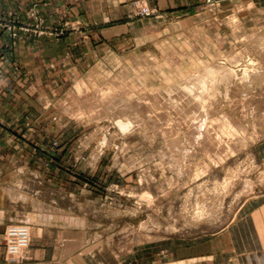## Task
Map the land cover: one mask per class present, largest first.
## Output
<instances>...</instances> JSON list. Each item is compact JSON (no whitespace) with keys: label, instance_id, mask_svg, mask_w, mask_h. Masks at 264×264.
I'll list each match as a JSON object with an SVG mask.
<instances>
[{"label":"rangeland","instance_id":"rangeland-1","mask_svg":"<svg viewBox=\"0 0 264 264\" xmlns=\"http://www.w3.org/2000/svg\"><path fill=\"white\" fill-rule=\"evenodd\" d=\"M55 1L0 10L3 187L69 229L79 264L169 263L228 235L264 196V0Z\"/></svg>","mask_w":264,"mask_h":264},{"label":"crops","instance_id":"crops-1","mask_svg":"<svg viewBox=\"0 0 264 264\" xmlns=\"http://www.w3.org/2000/svg\"><path fill=\"white\" fill-rule=\"evenodd\" d=\"M77 1L78 3L75 0H56L53 5H67L68 9L75 6L82 12L91 11V7L99 10V8L95 9V5L99 6L98 0ZM114 1L118 6L123 5L126 8L131 0ZM148 1L152 7L163 12L179 11L184 6V9L188 7L191 9L190 7L196 4V0ZM19 4L20 0H0V10H17L20 8ZM24 39L25 36L23 38L21 35L18 42L25 43ZM9 42L11 40L7 32L0 34V53L6 54L9 51ZM15 50L21 53L20 46ZM1 84L0 111H3L6 106L3 90L7 85L5 79H1ZM3 153L5 152H0V155ZM3 174L5 173L0 164V264H79V256L84 251L83 244L70 237L69 229L54 225L49 218L41 216L40 220H33L30 210L24 208L21 197L3 187ZM247 206L244 208L245 217L231 230L240 228V224L241 227L243 224V227L247 229L252 228L253 244L248 243L243 248L239 249L240 246H238L236 249L235 234L228 229L229 237L221 235V237L208 239L205 243L194 245L183 253L182 251L175 253L169 263L163 264H264V196H255ZM56 228L65 229V231L57 234V242L54 243L53 236ZM236 251L237 259L235 256H230V253L233 254Z\"/></svg>","mask_w":264,"mask_h":264},{"label":"bare ground","instance_id":"bare-ground-1","mask_svg":"<svg viewBox=\"0 0 264 264\" xmlns=\"http://www.w3.org/2000/svg\"><path fill=\"white\" fill-rule=\"evenodd\" d=\"M209 68H210V67H209ZM212 68H213V67H212ZM216 70H217V69H216ZM218 71H219V70H218ZM218 71H217V72H218ZM207 72H208V71H207ZM209 72H210V71H209ZM217 72H216V73H217ZM213 73H215V72L212 71L211 74H213ZM211 74L209 73V75H211ZM211 76H212V75H211ZM213 76H214V75H213ZM215 76H216V75H215ZM213 79H214V78H213ZM190 91H191V90H190ZM192 92H193V91H192ZM198 92H199V91H198ZM198 92H197V93H198ZM186 94H187V93H186ZM186 94H185V95H186ZM200 94H201V93H200ZM200 94H199V95H200ZM202 94H203V93H202ZM172 95H173V94H172ZM190 95H191V94H190ZM193 96H195V95H193ZM160 97H161V96H160ZM198 97H199V96H198ZM177 98H178V97H177ZM205 98H206V97H205ZM170 100H171V99H170ZM184 101H185V100H184ZM188 101H189V100H188ZM202 101H203V100H202ZM202 101H201V102H202ZM207 101H208V100H207ZM195 103H196V102H195ZM197 103H199V102H197ZM202 103H203V102H202ZM202 105H203V104H202ZM180 107H181V106H180ZM202 108H203V107H202ZM180 110H181V108H180ZM189 110H190V109H189ZM178 111H179V110H178ZM181 111H184V110H181ZM202 111H203V110H202ZM179 112H180V111H179ZM202 113H203V112H202ZM202 113L200 112V114H202ZM181 114H182V113H181ZM204 114H206V113H204ZM128 115H129V114H128ZM183 115H184V114H183ZM188 115H190V114H187V115H185V116H188ZM202 115H203V114H202ZM179 116H180V115H179ZM181 116H182V115H181ZM188 117L190 118V117H192V116H188ZM188 117H187V119H188V121H189L190 119H189ZM202 117H205V116H202ZM185 118H186V117H185ZM185 118H184V119H185ZM121 119H122V118H121ZM201 119H202V118H201ZM188 121H187V123H188ZM120 124H121V126H123V128H126V127H127V124H124L123 122H120ZM194 124H195V123H194ZM194 126H195V125H194ZM199 126H200V125H199ZM196 127H198V126H196ZM202 133H203V132H202ZM199 134H200V133H199ZM198 136H199V135H198ZM200 136H201V134H200ZM196 137H197V136H196ZM177 141H178V140H177ZM187 153H188V151H187ZM182 154H183V153H182ZM189 154H190V153H189ZM191 154H192V153H191ZM263 175H264V173H263Z\"/></svg>","mask_w":264,"mask_h":264},{"label":"built area","instance_id":"built-area-1","mask_svg":"<svg viewBox=\"0 0 264 264\" xmlns=\"http://www.w3.org/2000/svg\"><path fill=\"white\" fill-rule=\"evenodd\" d=\"M144 11L147 13L149 10H148V8H144Z\"/></svg>","mask_w":264,"mask_h":264}]
</instances>
